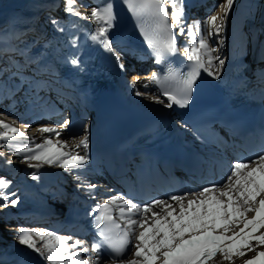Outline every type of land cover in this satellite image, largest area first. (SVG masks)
Listing matches in <instances>:
<instances>
[{"label":"snow or ice","instance_id":"6c2138e0","mask_svg":"<svg viewBox=\"0 0 264 264\" xmlns=\"http://www.w3.org/2000/svg\"><path fill=\"white\" fill-rule=\"evenodd\" d=\"M65 12L72 16H80V13L76 10V5L79 0H63ZM123 3L127 5L128 11H130L133 16L138 19H143L145 16L150 17L155 24L156 32L153 36H149L145 32L144 28H141V33L144 35L145 40L148 42V46L152 49L156 56V62L160 63L161 59L166 54H172L177 51V40L176 35L173 33L172 26L179 27V33L182 35L185 32V10L183 0H123ZM165 3L171 5V25L168 23V11L165 8ZM234 0H225V3L220 5L223 9V17H218L217 15L209 16L204 22L209 31L208 35L213 36L218 35L223 29V19L227 18L230 10L232 9ZM91 19L97 24V30L95 34L90 35V39L103 46V48L111 52L113 51L112 46L109 42L107 33L108 30L113 27L114 21L116 20V15L114 13L113 0H102V4L91 8L90 12ZM220 23H217V20ZM52 25L60 32L65 29L60 25L56 19L51 20ZM193 28L196 32L201 31V26L199 22L194 25L187 26L188 36H193ZM214 29V31H213ZM69 45L75 47L76 40L69 39ZM217 49L211 48L208 42L201 38L199 41V49L193 47L188 50L185 49L184 54L187 60L192 63L191 70L182 75L180 79L181 87L178 92L165 91L163 95L166 97L165 101L157 100V103H164L165 107L172 108L173 105H177L184 108L188 105L191 94L193 91V86L196 83L197 78L200 76L201 70L207 72L209 76L217 78L218 73L212 71L213 67L222 68L224 65V60L219 56H213L212 53L216 52ZM207 57V62L205 63L204 57ZM0 90L7 87V79L9 75L19 76V67L15 65L8 64L6 61L10 59L6 49H0ZM218 61L217 65L213 64V61ZM69 63L74 66H78V59L73 56ZM13 67L16 70L13 71ZM153 79L157 80L158 77L154 74ZM139 95V93H137ZM69 123L65 121V124ZM28 127V125H25ZM0 129L6 131H0V140H12L15 138H24L25 134L18 131L16 128H12L10 125L0 121ZM41 133H55L56 136L60 134L55 132L54 128L43 127L40 128ZM11 133V135H9ZM66 141L62 142L59 146L52 145L50 139H45L44 144H36V149H42L44 146H48L47 152H41L40 154L28 155L24 161H43L44 163L53 164L57 163L59 167L68 169L69 165L73 167L80 168L87 163V153L85 155H72L70 152L59 151L60 147H64ZM88 148V140L85 136L81 140L77 147ZM29 153L33 152L32 148L22 149ZM15 155H20V152L14 153ZM2 155V154H0ZM259 167L254 168L252 171L248 172L246 175L241 173V169L248 166V163L237 161L234 164L229 165L228 171L231 173L227 177V183L224 185L227 191H221L219 185H212L209 187H203L197 195L198 197H205V199H194L189 200L187 207L192 209L193 207L204 208L203 212L197 211L191 214V218L187 219L188 213L185 212V206L181 201H183L184 196L182 195H172L170 197L171 201H176L180 204L179 216H174L173 211H167L172 207L171 203L164 200H154L149 204H145L143 208L138 205H134L131 200H122L121 196H114L111 200L102 206L103 209H108L110 205H117L120 211L121 218L125 220V225L122 229V235L117 232L119 237V242L113 241L110 236L106 235V232L111 231V227L105 224L104 213L101 212L100 216L95 217L96 228L100 229L99 236L100 241H94L91 245L92 251L97 253L96 261L97 264L103 259L101 252H107L108 258L113 261V264H117L125 252L128 250V246L131 243L130 237L134 232L136 226L140 228L145 227V220L147 216L143 219L132 218L131 214L142 211L147 214L152 213L155 223L152 225V243L149 244L145 237L146 231H141L138 236H136L137 243L135 244L134 257L130 261H120V264H152L156 259L163 260V264H208L217 254L223 256L224 259L230 260L233 255L243 256L244 251L236 248V244L239 243L241 248H248L252 251L251 241L255 240L258 245H264V235L253 236L259 227H264V198L256 200L257 196L264 197V183L258 182L255 178L257 172L264 175V155H260ZM253 161H249L251 163ZM32 167V164H29ZM233 177L236 179L233 181ZM33 179H36L35 174H33ZM77 179H80L78 176ZM11 181L4 178H0V208H6L9 205L15 207L18 204V199H10L9 194L4 191L9 188ZM89 189L94 188L95 185H87ZM213 190L219 191V199L213 195H206ZM14 195V194H13ZM210 207H207L209 206ZM155 206H160L162 211H166V215L161 216L160 213L154 211ZM125 209L129 213L125 216ZM95 211V210H94ZM250 212H254L255 216L252 220L242 219ZM172 217L171 220L168 218ZM107 221L111 223L112 226L117 230H121V225L115 224L113 215L109 214L106 217ZM163 221V223H161ZM237 223H242L243 228L240 229L236 235L232 237H227L233 243L228 247H224L223 242L226 237L224 234L221 235H211V233L217 231L221 228L223 232H226L230 226H234ZM180 225L177 227V225ZM104 225V227H102ZM251 229V231H246ZM188 232L189 236L186 239L185 233ZM40 240L45 241L43 244L44 250L48 253L45 257L49 264H64V260L67 259L69 264H87V261L81 259V254L88 251L87 248L81 247L82 241L75 240L73 243L69 244L72 240L71 236H59L53 232H47V237L55 241V244L49 243L45 240V235L40 232L36 233ZM237 237L239 240L237 241ZM18 241L21 245H25L30 249L40 252L37 248L36 243L32 239V234H30L26 229H19ZM73 249H79V251H70ZM110 249V251H108ZM43 255V253H41ZM245 264H264V252H257L256 255L250 259L246 260Z\"/></svg>","mask_w":264,"mask_h":264},{"label":"bare ground","instance_id":"6f19581e","mask_svg":"<svg viewBox=\"0 0 264 264\" xmlns=\"http://www.w3.org/2000/svg\"><path fill=\"white\" fill-rule=\"evenodd\" d=\"M58 1V4H57ZM192 2V0H190ZM195 2V1H194ZM36 3V4H35ZM225 3V0H220L218 2V6L211 7L212 3H208L209 5V11H205V9L202 7L203 11H196L197 8H189L187 9V5L189 4L188 0H183L184 4V10H185V32L184 34L179 33V27L178 26H172L173 29H175V33L178 35L177 41L180 45L179 49L184 53L185 49L190 50L193 47V43L195 44V47L199 49V41L201 38H204L209 46L211 48L217 49L216 52L212 53L213 56H219L220 58L223 56H228L229 53H231V50L234 49L236 42L240 40L241 36L246 35L250 36L249 40H252L255 38V34L258 32H262V36H260V41H264V0H234L232 9L229 12V15L227 18L223 19V29L218 34V36L221 37L219 42L215 41L213 42V36L208 35V27L204 23L206 19L211 15H223V9L220 7ZM57 4V5H56ZM56 5V6H55ZM93 7L92 3L89 2V0H79V3L76 5V10L80 13L79 17L83 22H85L87 25L91 26L93 29L97 30V24L93 22L90 16L91 8ZM219 7V8H218ZM165 8L168 11V21L171 25V5L169 3H165ZM218 8V9H217ZM41 9H44L42 13H39ZM216 9V10H215ZM197 13L196 15L194 13ZM29 13V15H28ZM63 14H68L65 12L64 9V2L63 0H3L0 2V30L3 29L4 32L0 31V49H6L8 52V56L10 57L8 61V64L17 66V63L19 64L18 67L21 70H24L27 72L29 71L27 76L22 75L21 79H28L29 77H34V80H39V77L41 76L40 71H43V69L46 68L44 63H47L48 61L45 59V55L43 53V50H36V46H38L47 36H51V38H54L56 36V33L58 30L52 25L51 20L54 18L57 21L63 18ZM34 16V17H33ZM196 22H199L201 26V31L196 32L195 28H193V36H188L187 34V26L188 25H194ZM217 22L220 23V20L218 19ZM55 32V33H54ZM108 39L110 43L114 44V41H116V38H118V35L116 32H112L111 30H108L107 33ZM259 41V42H260ZM26 48V49H25ZM17 51L20 54V57L17 56ZM14 52V54H11ZM261 59V65H264V51L262 52V55L260 57ZM205 63L207 62V57H204ZM34 62L38 65L39 68H34L35 65ZM121 64V68L125 71H129V79L126 81L128 90L137 98L151 103L155 105H163V103H157V100H160L158 97L155 96L153 92V79L150 75V70L144 69L146 65L144 63L141 64H135L132 67H129L127 63L119 62ZM214 65L218 64V61H213ZM42 65L45 67H42ZM16 67H13V71ZM37 69V70H35ZM51 69V68H50ZM137 69V70H136ZM212 71L217 72L219 74L220 68L213 67ZM45 71H43L42 76H45L46 78L54 77L55 72L50 71L48 68ZM34 80H28V82L36 83L37 81ZM57 78H54V82L57 81ZM26 81V80H25ZM42 82L43 80L38 81V83H41L40 85L43 86ZM8 87V86H7ZM33 87V86H32ZM11 89H14L12 86ZM1 96H0V121H2L5 124L10 125L12 128H16L18 131L25 134L24 138H15L12 140H0V154H3V152L7 151L8 154H11V158L8 162L9 168H11L13 171L18 172L17 174H25L28 171L32 170L34 167H55L60 170L59 179L60 181L65 180H71L72 176H76V178L79 176L80 179H77L75 181V184L82 185L85 183V179H87V176L90 174V172L87 170L88 164L81 166L80 168L73 167L72 165H69L68 169L59 167L57 163L48 164L44 163L43 161H25V158L28 155L31 154H40L41 152H47L48 146H44L42 149H36V144H44L45 139H50L52 145L59 146L62 142L66 141V145L64 147H60L59 151L61 152H70L72 155H85L87 153L88 156V149H84L82 146L77 147L82 138H79V134H77L75 131L69 130V126L65 124V122H54L56 118H49L46 121L35 123L34 125L30 126L28 129L21 128L17 126L16 124L11 122V119L9 115H14V113L17 111L15 108H10L7 110H3L4 107V101H6L7 98V89L6 87L0 90ZM139 93V95H137ZM21 114V112H19ZM43 127H50L54 128L55 132H58L60 135L56 136L55 133H41L39 131L40 128ZM85 130V129H84ZM0 131H6L4 129H0ZM11 135V133H9ZM81 137V136H80ZM78 140V141H77ZM76 142V143H75ZM79 142V143H77ZM26 148H32L33 152L29 153L27 151H23L22 149ZM20 152V155H15L14 153ZM0 159H2V155H0ZM29 164H32V167H29ZM259 167V160H253V162L250 163L248 167L241 170V173L246 175L248 172L252 171L254 168ZM69 171V172H67ZM255 178L260 181L261 178H264V175L257 172L255 174ZM236 178L233 177V180ZM263 180V179H262ZM73 181V180H71ZM228 182V181H227ZM226 182V183H227ZM225 183V184H226ZM264 183V181H263ZM88 185H95L94 182ZM224 189V191H227V188L222 186L220 187V190ZM6 191L10 199H18V205L22 203V200L24 199L25 195L23 193H14L13 186H9L8 189L4 190ZM97 188H91L89 189V195L100 197L105 202H108L111 200L115 195L113 194H107L104 196H99ZM14 194V195H13ZM196 194V193H195ZM206 195H213L216 196L219 199H226L221 198L219 196V191H212ZM198 200V199H205V197H198L197 195L191 196L188 194H185L183 201L181 203L185 206V212L188 213V217L195 213L197 209L196 207H193L192 209H189L187 207L189 200ZM174 206V208L167 209V211H173L174 216H179L180 212V204L176 201L170 202ZM16 207L20 208V206ZM113 208H116V210L120 211L117 205H111ZM207 207H210L207 206ZM143 208V207H141ZM161 208L159 206L154 207V211H158L161 216L166 215V211L160 210ZM202 209H204L202 207ZM0 208V225L2 222L7 221H18V226L20 221H23V218H26L24 216L11 213L12 211L7 210L6 212L1 211ZM125 216H128L129 213L125 212ZM132 218H141L143 219L145 215L147 217H153L152 213L149 212L147 214L143 213L142 211L131 214ZM121 216V215H120ZM149 217V218H150ZM186 217V219L188 218ZM191 217V216H190ZM169 220L172 219V217L168 218ZM190 219V218H189ZM242 219L252 220V214L251 212L246 215V217ZM124 220V219H123ZM149 220V219H148ZM147 220V221H148ZM125 221V220H124ZM150 221V220H149ZM148 221V222H149ZM187 222V220L185 221ZM155 223V219L153 218L150 222L149 226L147 225V237H145L149 244L152 243L151 236H152V225ZM163 223V221H161ZM21 224V223H20ZM151 225V227H150ZM21 225L20 229L22 227ZM235 226V225H234ZM177 227H179L177 225ZM233 226H230L228 228V231H226V235L228 237H232L236 235L240 231L241 228H243V224L239 223L236 227L235 231H230ZM2 227V230L6 231V234L10 236H16L19 235V229L18 227ZM143 229V228H142ZM251 229H247L246 231H249ZM28 231V230H27ZM220 231H223L220 229ZM29 232V231H28ZM32 234L31 232H29ZM233 233V234H232ZM189 233L186 232L185 236ZM264 232H262L263 235ZM254 236V235H253ZM257 236V235H256ZM239 240V237H237ZM49 243L55 244V241L48 238ZM237 240V241H238ZM37 248L40 249V255L43 257V259L49 264V261L45 258L48 253L44 250L43 244L45 241L40 240V238L33 240ZM233 242L230 239H227L223 242L224 247H228ZM135 248V247H134ZM133 248V249H134ZM253 250L246 252L245 249H240L241 251L246 252L243 256L236 255L235 258H231L230 260H220L221 257L220 254H217L216 257L213 258V260L208 264H245L246 260L252 259L254 256V253L257 250H264V246L262 247H256L254 244L252 245ZM133 249L130 251V253L133 251ZM70 251H79V249H73ZM43 253V255L41 254ZM134 255V252H133ZM81 259L84 261H87V264H97L95 262H91L86 257V252H83L81 254ZM132 259H124L121 261H130ZM64 264H69V261L67 259L64 260ZM113 264V263H112ZM117 264H120V262H117Z\"/></svg>","mask_w":264,"mask_h":264},{"label":"rangeland","instance_id":"374dc122","mask_svg":"<svg viewBox=\"0 0 264 264\" xmlns=\"http://www.w3.org/2000/svg\"><path fill=\"white\" fill-rule=\"evenodd\" d=\"M1 1H3V0H0V2H1ZM219 1H220V0H219ZM57 2H58V1H57ZM35 4H36V3H35ZM218 5H219L218 2H217V4L215 3V6H218ZM55 6H56V5H55ZM215 6H214V7H215ZM218 8H219V7H218ZM218 8H217V9H218ZM215 10H216V9H215ZM28 15H29V13H28ZM33 17H34V16H33ZM218 17H223V15H222V14H219ZM217 23L219 24V22H217ZM213 31H214V29H213ZM220 39H221L220 36H218V35H216V34L213 35V42H214V41H215V43H216V42H219ZM221 59H223V57H221ZM121 60L124 61V59H121ZM127 64H128V63H127ZM138 65H139V64H138ZM128 66H129V65H128ZM132 66H134V65H132ZM132 66H129V67H132ZM136 70H137V69H136ZM129 71H130V70H129ZM125 76H126V75H125ZM83 127H84V125H83ZM80 136H81V135H79V138H81ZM77 141H78V140H77ZM75 143H76V142H75ZM77 143H79V142H77ZM229 175H230V174H229ZM262 179H263V180H262ZM233 181H234V180H233ZM263 181H264V178H261L260 181L258 180V182H261V183H263ZM226 182H227V180H224V181H223V184L221 185V188H222V186L225 185ZM221 191H224V189H222ZM171 205H172V207H171V209H172V208H174V206H176L177 204H176V205L171 204ZM159 207H160V206H159ZM160 210H161V209H160ZM197 211L203 212L204 209L201 208V209H199V210H196V212H197ZM158 212H159V210L157 211V213H158ZM196 212H195V213H196ZM190 216H191V215H190ZM190 216H189L187 219L191 218ZM149 217H150V216H149ZM149 217H147V219L145 220V227H144L143 229L140 228V227H138V226H136V227L134 228V232H133L134 236H138L139 233H140L141 231H146L145 228H147V225L149 226L150 222H151L152 219H153V217H150V218H149ZM148 219H149L150 221H149ZM187 219H186V220H187ZM147 220H148L149 222H148ZM238 225H239V223L235 224V226H238ZM178 226H180V225L178 224ZM235 226H233L232 229L229 230V232H230V231H235V230H236V227H235ZM150 227H151V225H150ZM218 229H221V228H218ZM234 229H235V230H234ZM227 231H228V230H227ZM249 231H251V230H249ZM262 232H264V227H259L254 233H252V235H254V236H256V235H257V236H261L260 234H262ZM146 233H147V231H146ZM232 234H233V233H232ZM263 235H264V234H263ZM146 237H147V234H146ZM13 238H16V237H13ZM237 240H238V238H237ZM146 241H149V240H146ZM136 243H137V240H135L134 245H133V248L135 247V244H136ZM253 244H254V246H256V247H262V246H264V245H258V244L255 242V240H252V241H251V246H252ZM236 248L239 249V250H240V249H245V250H247L246 252L248 253V248H246V247L241 248L240 245H239V243L236 244ZM135 250H136V249L134 248L133 251H132L131 253H130V251H129V254L126 256L125 259H126V260H127V259H135L134 255H133V252H135ZM246 252H245V253H246ZM235 256H236V255H233L232 257L235 258ZM219 259H220V260H225V259L223 258V256H221Z\"/></svg>","mask_w":264,"mask_h":264}]
</instances>
